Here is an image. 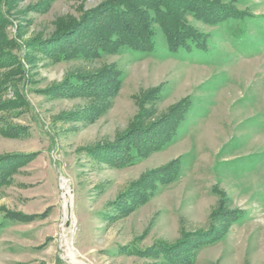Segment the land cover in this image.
Segmentation results:
<instances>
[{
	"label": "rangeland",
	"instance_id": "rangeland-1",
	"mask_svg": "<svg viewBox=\"0 0 264 264\" xmlns=\"http://www.w3.org/2000/svg\"><path fill=\"white\" fill-rule=\"evenodd\" d=\"M118 1L6 5L0 159H29L0 186V264H264V0H177L248 25L182 8L176 51L153 11L152 52L39 48Z\"/></svg>",
	"mask_w": 264,
	"mask_h": 264
},
{
	"label": "trees",
	"instance_id": "trees-1",
	"mask_svg": "<svg viewBox=\"0 0 264 264\" xmlns=\"http://www.w3.org/2000/svg\"><path fill=\"white\" fill-rule=\"evenodd\" d=\"M135 1L137 2H134L133 0H119L116 3L105 5L99 8L97 11L92 12L88 20L82 22L81 24L78 23L76 26L70 28L59 37H55L49 42L39 41V48L44 51L53 50L55 53L54 55H56L59 60H66L67 58L72 57L74 54H76L74 52L78 49L84 50V56L90 55L92 56V58H94V56H101L103 54H115L123 47H131L136 51L147 53L154 50V39L151 33L150 21L148 18V13L150 11H153L155 13L156 22L162 27V29L165 30L166 33H168V31L170 30L169 26H171L172 24H176L174 23L176 21L173 22V20H171V17L174 16L177 11L181 10L182 8L186 9L184 11L189 10L187 12L193 13V15H196L200 18L204 16L202 15L204 14V12H201V10L197 11V9L194 8L191 9L189 7H192V4L184 5V2L182 1ZM13 2H15V0H10L7 4H5V2H2V0H0V6L6 7V10L5 8L3 9V7L2 9L0 8L1 46L4 41L6 43L12 42V40L7 38V33H5V31L8 29L7 23L11 22V18L8 14L7 9L8 6L6 5L12 6ZM141 6H144L145 9L141 8ZM205 13L207 15H205L204 17L210 22L219 23L225 22L227 19H230L231 21L235 20V25L239 27L237 29L245 28L248 25V22H246V20H244L243 24L239 25V23L243 21L240 13H238L237 15L236 13L230 11V13H226L223 15L216 14L218 15L216 17L210 15V12L208 11H206ZM104 16H109L110 18L107 19L108 17L105 18ZM110 19H113V21L110 22ZM89 21H93L94 29L100 28L96 32V34L94 33L96 30L92 29V26L88 25ZM178 24L179 23H177L176 25L178 27V30L183 31V27H181L180 24L178 26ZM178 30H170L174 34H168L170 48L174 51L182 47V43H185L188 39V37L186 38V36L184 35L185 31L179 32ZM171 45L175 49H173ZM4 52L6 53V55H12V49L9 47ZM48 54L50 53L48 52ZM1 56L2 55H0V58ZM93 85L96 88L98 86L97 83H81L76 88L81 90L82 93L86 94L90 93L89 88H91L90 90H92ZM85 89H88V91H86ZM97 91H91V93H95ZM135 146L136 145L132 144V147H134L135 150H138V148H136ZM112 153L113 152L107 154L104 160H108ZM134 154L135 155L132 154L133 156H131L133 158V161L141 160L139 151H135ZM27 159H29L27 155L23 156V158L19 159V161L12 158L0 159V186L5 184L6 181L9 180L10 176L14 173L15 169L25 164V162L28 161ZM208 239L209 238L202 237L200 238V241L206 242ZM172 254L173 252L168 253V255Z\"/></svg>",
	"mask_w": 264,
	"mask_h": 264
},
{
	"label": "water",
	"instance_id": "water-1",
	"mask_svg": "<svg viewBox=\"0 0 264 264\" xmlns=\"http://www.w3.org/2000/svg\"><path fill=\"white\" fill-rule=\"evenodd\" d=\"M67 226H69L70 225V223H71V208L69 207L68 208V217H67ZM68 261V260H67ZM69 262V261H68Z\"/></svg>",
	"mask_w": 264,
	"mask_h": 264
},
{
	"label": "bare ground",
	"instance_id": "bare-ground-1",
	"mask_svg": "<svg viewBox=\"0 0 264 264\" xmlns=\"http://www.w3.org/2000/svg\"><path fill=\"white\" fill-rule=\"evenodd\" d=\"M66 217H68V212L66 213ZM72 221V220H71Z\"/></svg>",
	"mask_w": 264,
	"mask_h": 264
}]
</instances>
